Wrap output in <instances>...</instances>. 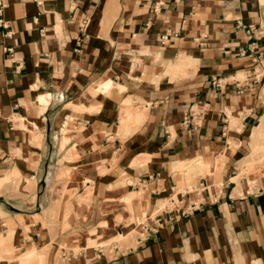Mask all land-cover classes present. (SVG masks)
Masks as SVG:
<instances>
[{"label":"crops","instance_id":"0c3cea01","mask_svg":"<svg viewBox=\"0 0 264 264\" xmlns=\"http://www.w3.org/2000/svg\"><path fill=\"white\" fill-rule=\"evenodd\" d=\"M0 2V264H264V0Z\"/></svg>","mask_w":264,"mask_h":264},{"label":"rangeland","instance_id":"374dc122","mask_svg":"<svg viewBox=\"0 0 264 264\" xmlns=\"http://www.w3.org/2000/svg\"><path fill=\"white\" fill-rule=\"evenodd\" d=\"M263 133H264V129L262 132L257 134L256 140ZM263 139H264V137H263ZM254 147L257 150V143L254 144ZM250 163L251 164H249L247 166L248 170H250V172L255 173L254 171H256V170H260V169L264 170V142H263V148L261 149V151L259 153H257L255 155L254 158H252V161ZM9 175L10 174L5 175V176L0 178V194H5L6 192H9L10 195H12V196H16L17 194H21V192H22L21 184L24 181V179L21 176H19L18 174H13L11 176H9ZM5 201H6L5 197H0V206H2L4 203L6 208H8V204H6ZM0 210H1V208H0ZM0 214L3 216V222L8 226V228H6L5 226L2 227V225L0 224V231L4 234H7L8 229L10 228V225H11V231L10 232L13 233V226L15 227L14 230L16 231L15 220L5 217V216H7V214L3 213L2 211H0ZM8 219H10V222H8V224H7ZM110 242L111 241H109L108 243H110ZM4 256H5L4 258L0 257V261H8V260H12L13 258H15L14 253L4 254ZM19 258L23 263L29 262L32 260H35L39 263H42L44 260V252L42 253V252L38 251V253L36 255L32 256L29 259L25 258V256H22Z\"/></svg>","mask_w":264,"mask_h":264},{"label":"bare ground","instance_id":"6f19581e","mask_svg":"<svg viewBox=\"0 0 264 264\" xmlns=\"http://www.w3.org/2000/svg\"><path fill=\"white\" fill-rule=\"evenodd\" d=\"M263 129H264V116L262 117V119H261V124H260V126L259 127H257L256 129H255V134H259L260 132H262L263 131ZM14 172H15V170H14ZM17 172V171H16ZM14 173H12L11 174V172H10V175L9 176H11V175H13ZM16 174V173H15ZM122 238H124V237H122Z\"/></svg>","mask_w":264,"mask_h":264},{"label":"built area","instance_id":"2783aa9c","mask_svg":"<svg viewBox=\"0 0 264 264\" xmlns=\"http://www.w3.org/2000/svg\"><path fill=\"white\" fill-rule=\"evenodd\" d=\"M1 5H2V4H1V2H0V11H1Z\"/></svg>","mask_w":264,"mask_h":264}]
</instances>
